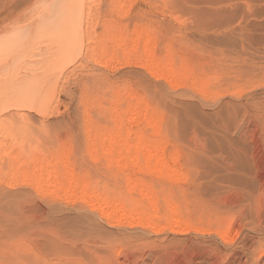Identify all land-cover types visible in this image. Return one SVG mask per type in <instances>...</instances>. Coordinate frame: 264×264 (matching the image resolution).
Masks as SVG:
<instances>
[{
    "label": "rangeland",
    "instance_id": "rangeland-1",
    "mask_svg": "<svg viewBox=\"0 0 264 264\" xmlns=\"http://www.w3.org/2000/svg\"><path fill=\"white\" fill-rule=\"evenodd\" d=\"M67 5L0 0V264H243L264 238V0ZM151 57L175 74L153 73ZM132 92L147 108L130 105ZM112 110L160 146L163 165L94 150ZM34 168L39 190L23 183ZM73 179L126 216L65 200L56 185ZM130 211L155 229L129 225Z\"/></svg>",
    "mask_w": 264,
    "mask_h": 264
},
{
    "label": "bare ground",
    "instance_id": "bare-ground-1",
    "mask_svg": "<svg viewBox=\"0 0 264 264\" xmlns=\"http://www.w3.org/2000/svg\"><path fill=\"white\" fill-rule=\"evenodd\" d=\"M76 1H80V0H75V1L74 0H58V8L60 10H62V11L65 10L68 7L67 4L69 2V3L72 4L70 7H73L71 10H74V7H75L74 5H75V2ZM63 24H68V22H65L64 21ZM141 38H142L141 36L136 35V38H134L132 40V44H133L132 47H134V45H137L140 40L142 41ZM145 41L143 40V45H144L143 48H144V50L146 52L149 53L152 50V46L149 43H146ZM121 42H124V41H121ZM144 61H145V64H147V66L150 67V69L152 70V72L153 73H157L158 76H165V75L167 76V74L168 75H171L170 73L175 74V71L172 69V67L170 65V62L171 61L167 57L164 60H159L156 57L155 58H152L151 57V58L146 59ZM7 83H4V84H7ZM10 85H11V87H13L12 84H10ZM7 88H9V86ZM2 89H4V88L2 87L1 90ZM118 95L119 94H117L116 97ZM127 96H128L129 99H131L133 101V103L130 104V105H132L134 107H136L138 105L139 106L141 105L144 109L147 108L146 102L143 101L142 99L137 98L133 94V92H132V94L131 93H128ZM1 101H2V98H1ZM136 116H135V113H134L130 117V119L131 120L138 119ZM144 118H145L146 121H149L150 120V117H149L148 114H145L144 115ZM109 120L112 123L111 128L113 130H112V132H108L107 136L105 137L107 139V143H105L104 140H101L99 143H95L94 142L95 140L92 139L93 144H94V147H93L94 150H96V149L101 150V154H102V156H103L104 159H106L108 161L113 160L115 162H120V161H122L124 159H126V160L128 159L131 164L138 165V164H140V162H139L140 157H143L144 160L145 159L152 158L153 159V163H149V161L145 160L142 167L145 168V169H154V170H157L159 166H161V165H163L165 163L164 162L165 160L162 158V154H160L161 153L160 152V146L156 142L148 141L145 138V136L143 135V133L140 132V131H137L134 134H129V132L123 131V127L126 126L127 121L122 116V111L121 112L120 111H117V110L110 111ZM100 136H101V134L99 133V136L98 137H95V138H99ZM130 140H131V144L129 142ZM117 145H121L123 147V152L115 153L113 151V148L115 146H117ZM127 154H128V156H127ZM36 166L37 167H40L37 164H36ZM46 172H47V173H45L46 176H52V175H54V170H47ZM65 173H67L70 176L73 175V173L70 171V169H68V167L66 168V170H64V174ZM41 175H42L41 171L40 170L37 171L34 168L29 173H27L26 176L23 178V183H30L35 190H39L41 188V182H40V178H42ZM74 180L75 179H73V182H70V180H69V182L66 183V184L60 183V182L58 184L56 183L57 185L55 184L56 186H58V187L61 188V190H62L61 196H63V198L65 200L66 199L67 200L68 199L69 200H73V201L74 200H78L81 203H85L86 206H88L91 210L96 211L97 213L100 214V216L104 217V219L106 218L109 222H115V223H117V222H119L121 220L122 217L126 216L125 213H122L124 211H121V209H120V206L121 205H120V202H119V200L117 198H115V197L114 198L113 197L112 198H109V197H107L105 195L103 196L102 194L98 193L95 190L96 188L94 189V187H92L89 183H86L85 181L84 182L83 181L78 182L79 180L78 181L77 180L74 181ZM127 182H128V185H127L128 188L129 187H133L136 184L135 182L130 181L128 179H127ZM55 189L56 188H54V191H55ZM11 194L12 193H10V195ZM11 197H12V195H11ZM3 198L8 199L7 197H5V195H3ZM0 200H2V198ZM11 200L10 201L8 200V201L11 202ZM8 201H6V202H8ZM150 202H152V201H150ZM3 203H5V202H3ZM151 204H153V203H151ZM170 209H171V207H170ZM173 215H174V213H173ZM127 216L128 217L135 216V219H132V221H128L129 222L128 224L131 225V226L134 225V224H137V225L144 226V227H150L153 230L156 227V226L154 227V224H151L149 222L148 218L147 219H141V217L139 215V212L130 211L127 214ZM261 220H262L261 221L262 223L260 222L261 225H259L258 228L260 230H264V215L262 216ZM91 227L92 226L89 223H87V226H86L87 229L85 227L84 228L89 233L90 231H92ZM187 228L188 227H186V226L185 227L175 228V229L173 227H171L170 228V231L173 232V233H179V232L186 231ZM86 230H85V232H86ZM100 233H102V232H100ZM223 238L224 237H222V239ZM263 240H264V238H262L260 244L257 245V246L256 245H252V244L250 245V247L253 250H252V252L247 253V259L245 260V262H243V264H249V263L250 264H256V263H258V262L261 261L262 256H263V251H264V241ZM259 249H261V250H259ZM258 250H259V252H258ZM261 253H262V255H261ZM249 259H251V261H249Z\"/></svg>",
    "mask_w": 264,
    "mask_h": 264
}]
</instances>
